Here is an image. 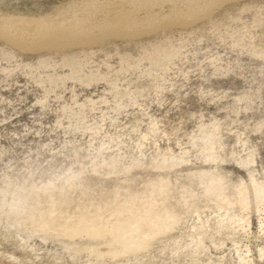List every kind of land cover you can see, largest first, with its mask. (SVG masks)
<instances>
[{"label": "rangeland", "instance_id": "obj_1", "mask_svg": "<svg viewBox=\"0 0 264 264\" xmlns=\"http://www.w3.org/2000/svg\"><path fill=\"white\" fill-rule=\"evenodd\" d=\"M65 1L0 0V264H264V0L71 38L3 20Z\"/></svg>", "mask_w": 264, "mask_h": 264}, {"label": "bare ground", "instance_id": "obj_2", "mask_svg": "<svg viewBox=\"0 0 264 264\" xmlns=\"http://www.w3.org/2000/svg\"><path fill=\"white\" fill-rule=\"evenodd\" d=\"M70 1V0H69ZM219 0H73L49 16H8L3 20L32 37L71 38L97 30L129 29L170 16H193Z\"/></svg>", "mask_w": 264, "mask_h": 264}]
</instances>
